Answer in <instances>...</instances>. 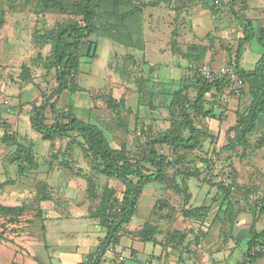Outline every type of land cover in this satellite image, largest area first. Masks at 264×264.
<instances>
[{
	"label": "rangeland",
	"instance_id": "374dc122",
	"mask_svg": "<svg viewBox=\"0 0 264 264\" xmlns=\"http://www.w3.org/2000/svg\"><path fill=\"white\" fill-rule=\"evenodd\" d=\"M101 1L95 0L96 5ZM234 1L236 12L255 31L242 59L243 69L252 71L263 52L259 38L264 29V0H125V10L133 9V17L122 21L97 17L95 33L77 50L80 65L70 90L48 101L57 86L52 33L80 18L75 14L81 0H57L58 7L52 10L38 7L37 0H0L4 22L0 28V117L8 124L0 127V205L19 209V214L10 216L13 222L0 216V229L7 238L23 247L36 242L46 215L44 204L67 210L85 196L88 183L93 185L92 198L100 196L105 186L115 189L120 198L124 190L117 180L95 172L94 163L78 146L66 151L67 137L44 140L31 124L35 107L49 125L61 119L63 112H72L98 126L113 149L139 156L149 137L175 127L177 104L182 99L193 101L206 81L203 68L223 75L231 66L243 36L232 15ZM134 25L139 26L137 34ZM249 92L247 83L228 82L220 93L207 96V108L217 117L193 116L210 131L211 137L200 139L201 149L186 150L181 156L183 152L176 155L158 147L169 163V178L186 187L178 191L167 182L147 184L120 240L127 236L150 243L169 264L243 260L244 240L257 212L255 203L264 190V115L248 135L245 155L241 146L233 152L223 147L236 140L231 128L239 115L247 114ZM223 95L228 98L225 102ZM183 135L187 137L188 132ZM175 162L183 168H174ZM187 171L195 175H181ZM251 185L260 188L248 190ZM221 186L230 193V187H235L233 210L222 206ZM42 196L50 199L42 202ZM199 208H204L201 215L192 213ZM263 228L264 218H260L256 229Z\"/></svg>",
	"mask_w": 264,
	"mask_h": 264
},
{
	"label": "trees",
	"instance_id": "16d2710c",
	"mask_svg": "<svg viewBox=\"0 0 264 264\" xmlns=\"http://www.w3.org/2000/svg\"><path fill=\"white\" fill-rule=\"evenodd\" d=\"M37 1L38 7H44L42 8L44 10H52L58 7L56 4L57 0ZM125 6H127L125 0H102L99 5H96L95 0H81L75 14L80 18L78 20L72 19L53 31L52 58L57 86L51 93L48 101L58 99L63 93L70 90V83L74 81L80 65L77 50L83 41L90 39L95 33L97 17L102 15L106 20L120 18L121 21L127 18L130 19L134 15V10H125ZM231 11L243 30V36L239 39L238 48L231 65L233 64L236 67L237 74L242 81L249 84V93L252 100L247 114L239 115L235 125L231 128L235 133L236 140H231L228 145L223 147V150L225 152H233L232 150L235 147L241 146L243 147V156L247 153L249 147L248 135L255 131L259 118L264 115V29L260 30L259 38V42L263 48L261 57L255 64V69L245 71L242 67L243 54L245 46L250 44L255 38V31L252 24L249 21L245 22L236 12L235 1L232 4ZM3 23V20H0V28L3 26ZM134 28L133 31L137 34L139 26L134 25ZM226 83L228 81L225 79L218 80L215 83L203 81L193 101L182 99L177 104V108L175 109L178 121L175 127L161 134L149 137L145 141V149L139 156L131 155L123 149H113L98 126L81 121L72 112H63L60 117L61 119L49 125L41 109L35 107L31 124L42 135L44 140L51 141L55 138L67 137L69 142L66 151L71 150L74 145L78 146L86 157L90 158L94 163L93 169L95 172L108 179L117 180L124 187L121 198L117 196L115 189L108 186L103 188L100 196L96 194L92 198L91 189L93 185L88 183L86 190L87 198L90 201L94 200L95 205L91 210V215L99 219L106 231V237L100 244L95 264L101 263L109 245L113 244L117 248L120 244L121 232L131 222L137 210L140 194L147 184L167 182L178 191L186 187L180 186L174 179L169 178L166 171L169 163L166 156L159 152L158 147H167L176 155L183 152L181 156L185 154L184 151L186 150L195 151L201 149L202 144L200 139L202 137H211L210 131L207 127H200L195 122L193 116H199L203 119H216L217 116L214 110L207 108V96L213 95V92L220 93ZM53 106L51 104L52 108H54ZM7 126L8 124L3 122L0 117V127L5 128ZM185 131L188 132L187 137L183 135ZM200 161L204 162L203 159H200ZM179 166V163H174V168ZM179 168L181 169L183 166ZM181 175L191 177L195 174L192 171H187ZM230 188L232 189L231 193L227 186L220 187V191L224 194V197L222 196V206H226L225 210L234 209L231 202V194L235 187L231 186ZM259 188L260 186L251 185L248 187V190L256 192ZM49 199L50 196H42L40 198L42 202ZM255 207L257 212L254 215L253 225L249 229V237L244 240L245 250L243 251V260L237 264H257L258 261L264 259V228L260 231L256 229L257 221L260 218H264V190L259 193ZM202 211H204V208L196 209L192 213L201 215ZM13 214H19V209L0 205V216L2 218H9V221L7 220L8 223L13 222L10 217ZM14 222L17 223V220L15 219ZM142 239L149 241V239L143 238V236ZM0 241L15 243L12 239L7 238L1 229Z\"/></svg>",
	"mask_w": 264,
	"mask_h": 264
},
{
	"label": "crops",
	"instance_id": "0c3cea01",
	"mask_svg": "<svg viewBox=\"0 0 264 264\" xmlns=\"http://www.w3.org/2000/svg\"><path fill=\"white\" fill-rule=\"evenodd\" d=\"M222 98L224 102L228 100L224 95ZM86 190L76 206L70 205L67 210H59L54 204L41 205L46 215L37 241L26 243L28 247L16 241H0V264H95L106 231L99 219L91 215L95 205L86 197ZM117 252L124 257L125 264H169L159 249L127 236L120 240ZM113 259L114 254L106 251L100 264H110ZM261 262L264 259L257 264Z\"/></svg>",
	"mask_w": 264,
	"mask_h": 264
},
{
	"label": "built area",
	"instance_id": "2783aa9c",
	"mask_svg": "<svg viewBox=\"0 0 264 264\" xmlns=\"http://www.w3.org/2000/svg\"><path fill=\"white\" fill-rule=\"evenodd\" d=\"M203 78L209 83H215L218 80L225 79L226 81L235 84V86H241L243 84L242 79L238 76L236 67L232 64L228 67V69L223 73V75H219L212 70L207 68H203L201 70ZM107 252L114 254V259L110 264H125V259L122 255L117 252V248L111 244L109 245Z\"/></svg>",
	"mask_w": 264,
	"mask_h": 264
}]
</instances>
